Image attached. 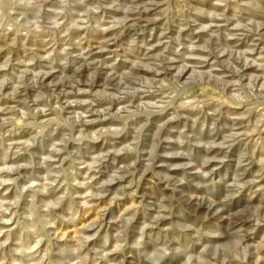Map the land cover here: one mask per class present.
<instances>
[{
	"label": "clouds",
	"instance_id": "1",
	"mask_svg": "<svg viewBox=\"0 0 264 264\" xmlns=\"http://www.w3.org/2000/svg\"><path fill=\"white\" fill-rule=\"evenodd\" d=\"M0 264H264V0H0Z\"/></svg>",
	"mask_w": 264,
	"mask_h": 264
},
{
	"label": "rangeland",
	"instance_id": "2",
	"mask_svg": "<svg viewBox=\"0 0 264 264\" xmlns=\"http://www.w3.org/2000/svg\"><path fill=\"white\" fill-rule=\"evenodd\" d=\"M147 179L150 180L151 178H147ZM145 191H146V190H145V188H144V185L141 184V185H140V191H139L138 194H139V195H143V194H145Z\"/></svg>",
	"mask_w": 264,
	"mask_h": 264
}]
</instances>
